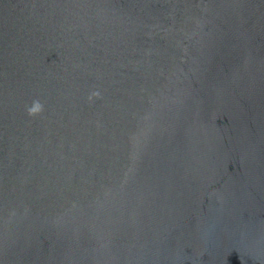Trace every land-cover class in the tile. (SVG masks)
Instances as JSON below:
<instances>
[{
    "label": "water",
    "instance_id": "95a60500",
    "mask_svg": "<svg viewBox=\"0 0 264 264\" xmlns=\"http://www.w3.org/2000/svg\"><path fill=\"white\" fill-rule=\"evenodd\" d=\"M0 264H264V0H0Z\"/></svg>",
    "mask_w": 264,
    "mask_h": 264
},
{
    "label": "clouds",
    "instance_id": "9594fccd",
    "mask_svg": "<svg viewBox=\"0 0 264 264\" xmlns=\"http://www.w3.org/2000/svg\"><path fill=\"white\" fill-rule=\"evenodd\" d=\"M26 111L29 116H35L43 111V105L39 101L34 100L32 106L27 107Z\"/></svg>",
    "mask_w": 264,
    "mask_h": 264
}]
</instances>
